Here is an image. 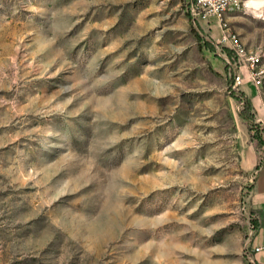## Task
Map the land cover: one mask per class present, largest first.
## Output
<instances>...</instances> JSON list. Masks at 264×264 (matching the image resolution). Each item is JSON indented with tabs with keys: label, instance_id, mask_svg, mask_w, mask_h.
Here are the masks:
<instances>
[{
	"label": "rangeland",
	"instance_id": "obj_1",
	"mask_svg": "<svg viewBox=\"0 0 264 264\" xmlns=\"http://www.w3.org/2000/svg\"><path fill=\"white\" fill-rule=\"evenodd\" d=\"M249 1L228 26L264 71ZM192 4L0 0V264H264V72L233 88Z\"/></svg>",
	"mask_w": 264,
	"mask_h": 264
},
{
	"label": "built area",
	"instance_id": "obj_2",
	"mask_svg": "<svg viewBox=\"0 0 264 264\" xmlns=\"http://www.w3.org/2000/svg\"><path fill=\"white\" fill-rule=\"evenodd\" d=\"M242 0H193L191 12L202 20L213 19L217 22L221 34L219 43L226 46L234 55L240 71L246 72V77L237 74L232 86L236 88L247 82H251L256 88L261 86L263 70L260 69V56L256 52L248 51L239 36L233 33L224 19V15L233 10H238ZM258 251V249H257Z\"/></svg>",
	"mask_w": 264,
	"mask_h": 264
},
{
	"label": "crops",
	"instance_id": "obj_3",
	"mask_svg": "<svg viewBox=\"0 0 264 264\" xmlns=\"http://www.w3.org/2000/svg\"><path fill=\"white\" fill-rule=\"evenodd\" d=\"M228 12L225 14V21L229 23L228 20ZM206 21V20H204ZM206 23L209 24V28H214L215 30H219L218 24L215 22V20L211 19L209 21H206ZM238 111V109H237ZM243 119V118H242ZM251 146L244 150V159L248 162H252V165H254V173L256 175L255 182L253 183V187L251 189L252 194L255 195V201L261 206L264 207V158L261 157L260 152H256L253 149H251ZM258 167V168H257Z\"/></svg>",
	"mask_w": 264,
	"mask_h": 264
},
{
	"label": "trees",
	"instance_id": "obj_4",
	"mask_svg": "<svg viewBox=\"0 0 264 264\" xmlns=\"http://www.w3.org/2000/svg\"><path fill=\"white\" fill-rule=\"evenodd\" d=\"M233 96L235 95V92H231ZM241 101L239 104L242 106V109L244 112H240V116L243 118L244 121L249 126L250 129V140L251 141H257L258 144L261 146H264V140L260 136V132H258V125L256 124L255 120L253 119V116L251 115V104L249 101L245 100H239ZM258 168V167H257Z\"/></svg>",
	"mask_w": 264,
	"mask_h": 264
},
{
	"label": "bare ground",
	"instance_id": "obj_5",
	"mask_svg": "<svg viewBox=\"0 0 264 264\" xmlns=\"http://www.w3.org/2000/svg\"><path fill=\"white\" fill-rule=\"evenodd\" d=\"M262 2V0H250L247 5L251 6V7H257L258 5H260Z\"/></svg>",
	"mask_w": 264,
	"mask_h": 264
}]
</instances>
